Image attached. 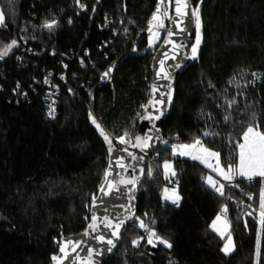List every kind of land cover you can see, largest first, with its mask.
<instances>
[{
    "label": "trees",
    "instance_id": "trees-1",
    "mask_svg": "<svg viewBox=\"0 0 264 264\" xmlns=\"http://www.w3.org/2000/svg\"><path fill=\"white\" fill-rule=\"evenodd\" d=\"M81 1L84 9L72 0H0V10L5 12L0 49L13 39L19 45L10 53L13 57L0 61V264H52L60 235L79 232L88 223L90 203L103 183L108 157L88 123L84 87L91 75L131 47L158 2ZM199 1L191 0L193 8ZM104 14L114 22L120 20L127 31L99 50L100 42L111 36V29L101 23ZM200 15L198 59L172 85L163 140L136 185L133 217L104 264H256L258 224L244 213L258 210L264 181L255 178L246 185L236 179L239 187L226 184L225 191L232 197L226 200L203 184L204 176L217 178L211 170L173 157L170 143L190 144L199 138L204 147L220 152L224 166L229 161L235 166V144L241 142L253 114L264 132V0H203ZM52 20L58 25L49 31L43 25ZM168 21L154 46L149 47L148 37L142 38L137 53L116 69L115 106L110 109L109 86L95 94V115L104 113L102 125L113 138L128 132L133 140L141 106L147 102L151 58ZM28 48L29 53L23 52ZM85 52L94 67L79 65L76 56ZM15 54H20L25 67L17 65ZM64 64L67 80L82 83L77 89L81 99L69 96L59 84L57 115L49 121L43 99L46 87L42 82L33 85V77L40 79L43 70L57 76ZM225 115H230L228 122ZM165 158L173 160L177 171L179 207L159 199L163 181L159 163ZM225 203L236 245L228 256L220 251L223 240L210 228ZM140 220L170 239L173 247H152L147 237L134 247L132 241L143 235ZM260 264H264V236Z\"/></svg>",
    "mask_w": 264,
    "mask_h": 264
},
{
    "label": "snow or ice",
    "instance_id": "snow-or-ice-1",
    "mask_svg": "<svg viewBox=\"0 0 264 264\" xmlns=\"http://www.w3.org/2000/svg\"><path fill=\"white\" fill-rule=\"evenodd\" d=\"M200 2L202 3L203 0H200ZM76 3L79 4L81 9L85 8L84 4H80V0H76ZM172 4H173V0H158L156 5V10L148 22L149 23L148 32L152 33V35L155 36L157 40H159L158 29L165 28V24H164L165 19L172 20L174 23L177 24L178 27L181 24H185L184 18H187L189 23L194 22L196 39H195V44L191 45L190 55L187 57V59L195 60L198 58L199 47L202 42V21H201L199 5L193 8L191 4V0H174L175 16L181 18L179 21H177L173 16L169 15L168 9ZM4 21H5V12L3 10H0V26L4 25ZM71 22L72 21L69 20V23ZM57 25L58 22L56 20H52V21H46L43 27L47 28L49 31H52ZM154 28L157 29V31L154 32L153 31ZM125 31L127 30L125 29ZM179 31L186 32L188 31V29L187 27H180ZM173 35H175V33L171 29H168L167 36L172 37ZM154 43L155 41H153V39L150 37L149 47L154 46ZM165 43L172 44L173 49H177L181 47L180 45L175 44L171 39L165 40ZM16 47H19V45L17 40L15 39H13L10 43L6 44L2 49H0V60L8 56L12 52V50ZM168 58L175 60L176 56L173 55L171 57H168V54L165 53V59L159 61L160 67L157 72V76L163 80H170L172 78L171 72L167 70L165 67V61ZM174 67L178 69L181 67V65L177 63L174 65ZM110 72H111V68L109 69L108 72L104 73V76L108 77ZM167 87L169 89V92L167 93V102L170 103L172 99L171 84L169 83ZM158 91L159 89L157 88V86L153 85L152 98L149 100L147 105L141 106L142 108H144L145 112L147 113V115L142 118L148 119L149 121H155V120H159L161 116L164 115V112L161 111L159 108L155 109V111L158 113L156 115L147 112L148 108L150 107L155 108V105L157 104L159 105L165 104L164 99L155 98L154 94ZM164 95H165L164 93H161V96ZM232 103H234V101L229 102L228 106L231 107ZM54 111H55L54 109H51L48 115L54 118ZM89 118L91 120V123L97 128V130L100 132V135L107 143L108 151L110 153L109 166L108 169L105 170L103 183L100 186V191L105 196H108L113 192L119 193L121 191V186H124L127 190L129 200H134L135 199L134 193L136 190V185L139 182L140 176H136V175L125 176L119 173H117L116 176H113L114 169H113L112 153L114 152V145L112 142V138L102 128L101 124L97 122V120L95 119V117L92 115L91 112L89 113ZM229 119H230V115H225L224 117L225 122H228ZM153 129H155L154 123H153ZM155 130L157 132L159 131L158 129ZM204 135L209 136L213 134L204 133ZM117 139L120 144H128L131 147L139 148L141 152H144L146 149L153 146L152 144L153 136L151 135L135 136V142L133 143L130 134L128 132H125L122 136L117 137ZM235 148L238 149V152H236L238 163L235 164V166H233L232 161H229L227 163V166H224L221 163L220 152L212 151L209 148L204 147L203 141L199 138L194 139V141L190 144H180L179 146L173 145L172 155L189 157L192 160L199 161L200 163L204 164L205 167L211 169V171L215 173L216 177H218L219 179L214 178L211 175L204 176L202 178L203 184L207 188L211 189L214 193L218 194L220 197L225 198L226 200H230L232 197L226 193L225 191L226 184L223 183L222 181L227 182V187H239L238 183H234L237 177L246 179L249 182L255 180L256 177H260L261 180L264 181V132L259 130V124L256 123L255 114L252 115L250 121L248 122V126L246 127V129L243 130L242 142L236 143ZM123 151L127 152V148L123 149ZM128 156L131 157L133 161L136 160L142 161L144 159L143 156L137 157L132 152H128ZM123 159H124L123 157L117 158L115 160V165L126 173L129 167H133V166L131 164H125L123 162ZM163 168H164L165 179L175 183L178 186L179 181L172 180V178H175L177 176V171L173 167L172 163L170 161H165L163 164ZM143 174H144V169L140 168V175ZM147 175L149 177L153 175V171L151 168L148 169ZM162 198L165 201H170L176 207L180 206V200L182 199V197L179 194L178 188L170 189L168 187L164 188ZM248 198L252 199L251 196H249ZM95 206H96V198L93 197V207ZM121 207L124 206L121 205ZM246 207L250 209L251 205H248ZM125 210L130 213L132 212L131 207H128ZM227 213H228V206L225 203L222 205L220 213L217 214L211 225L212 230L216 232L222 240L225 241L223 247L220 249V251L225 256L231 255L236 248V245L232 239L231 221L228 220ZM244 215L253 217V219H255L258 224L255 257H256V264H260L261 239L262 236H264V189L261 190L258 210L254 209L251 211H246ZM130 218L131 216H127V217L121 216V217H117L114 222V220L109 219L107 215L103 216L102 218H99L96 216L95 213H93L91 217V223H89L88 228L91 229L93 232H96L97 229L99 228V223L97 222L99 220L101 223L104 224V227L111 229V236L115 237L116 240H119L120 229L126 223V220ZM217 222L223 223L224 225L223 229L217 227ZM154 223L155 222L153 221V224ZM139 227L147 231L148 233L147 244L151 245L152 247H157L158 245H162L167 249H171L173 247L172 243L170 242V239L159 235L154 228H149V226L146 225L143 220L139 221ZM244 227L246 229L248 227L247 220L244 221ZM84 235L87 236L89 235V233L86 231ZM95 239L98 242L106 243L107 245H109L110 247L106 249L107 251H111V249L116 246L113 239H105L104 235H97ZM142 239H144V237L133 240L132 241L133 246L139 247L140 241ZM82 243H83L82 241H77V242L65 241L62 243H58L59 252L62 253L63 255L53 256L52 260L56 261V264H63V260L69 259L70 256V252L68 251L69 247L71 249V253H75L77 249L81 247ZM87 251H88L87 257L82 258L79 255L72 257V264H77V261H79V264H93L92 258H93L94 250L92 248H88ZM95 254L99 255V252H95Z\"/></svg>",
    "mask_w": 264,
    "mask_h": 264
},
{
    "label": "water",
    "instance_id": "water-1",
    "mask_svg": "<svg viewBox=\"0 0 264 264\" xmlns=\"http://www.w3.org/2000/svg\"><path fill=\"white\" fill-rule=\"evenodd\" d=\"M198 5L200 8L202 3L199 1ZM155 10H156V6H155L153 13L155 12ZM168 11H169V15L173 16L177 21H179L181 19L180 17L175 16L174 0H173V4L169 7ZM151 17L149 18V20L151 19ZM184 19H185V24H181V25H179V27L172 20L168 21V25L165 29V32H164L160 42L158 43L157 47L155 48L153 55H152V58H151L150 82H149V90H148V97H147L146 105L148 104L149 100L153 96V93H152V86L153 85H156L157 88L159 89V91L154 94L155 98L156 99H164L165 104L164 105L157 104V105H155V108L150 107V108H148L147 112L152 113L153 115H156L158 113L155 111V109L159 108L161 111L164 112V115H162L159 120L149 121L148 119L142 118V117L147 115V113L143 109V112L137 121L136 131H135V134L133 137V143L135 142V136L151 135V136H153V141H152L153 146L152 147L146 149L144 152H141L139 148H134V147L130 146V148H127V152L123 151V149H125V148L119 147L115 143L114 138L103 127L102 119H103L104 113H102L99 117H97L95 115V103H94L95 94L101 88H103L105 86H109L110 89L112 90V93H113V104L110 107V109L115 106V95H114L113 86H112L115 71L127 57H129L132 54L137 53V46H138V44L142 38L151 36V33L148 32L149 23L147 25H145L142 29H140L136 33V35L134 36V39L131 43V47L127 51L121 53L119 56H117L115 59H113L111 62H109L103 70L91 75L90 78L88 79L85 87H84V93H85V95L87 97V101H88V115H87L88 123H89L90 127L95 131L97 137L103 143V145L106 149L107 157H108L106 169H108V166H109V155H110V153L108 151V145L104 141L103 137L100 135V132L97 130V128L91 123V120L89 118L90 112L95 117L97 122H99L101 124L102 128L112 138V142L114 145V152L112 153L113 169H114L113 176H116L117 173L125 175V176H133V175L141 176L140 175V168H143V169L145 168L146 160L154 154V152L156 151V149L158 148V146L161 144V142L163 140V123H164L166 115L171 110V103L173 101L172 85L177 80V78L180 76V74L183 72V70L188 65L193 64L198 59V58L195 60L187 59V57L190 55L191 45L195 44L196 37H195V24H194V22L189 23L187 18H184ZM180 27H187L188 31L180 32L179 31ZM168 29H171L175 33V35H173L172 37H168L167 36V30ZM167 39H171L175 44H178L181 47H179L177 49H173L172 44L165 43V40H167ZM200 50H201V44L199 47L198 56H199ZM165 53L168 54V57H171L173 55L176 56L175 60L168 58L165 61L166 69L169 70L172 74V78L170 80H163L157 76V72H158L159 67H160L159 61L165 59ZM177 63H179L181 65V67L178 69L174 67V65ZM110 68H111V72H110L109 76L105 77L104 73L108 72ZM169 83L171 84V93H172V99H171L170 103L167 102V93L169 92L167 85ZM161 93H164L165 95L161 96ZM153 123L155 124V129L159 130L158 132L155 129H153ZM128 152L134 153L137 157L143 156L144 159L142 161H140V160L133 161L131 159V157L128 156ZM120 157L124 158L123 162L125 164H131L133 166V167H129V169L126 173L123 172L120 168H118L115 165V160L117 158H120ZM128 187H131V186H128ZM134 195H135V199L129 200L127 190L124 186H121V191L119 193L113 192L108 196H105L100 191V188H99L98 192L94 196L96 198V206L95 207H93V198L91 200L90 208H89V221L86 224V226L82 230H80L79 232L72 233V234H69L66 236L60 235V237H59L58 243H62L65 241H73V242L82 241L83 242L81 247L78 248L75 253H71V249L69 247V249H68V251L70 252L69 259L63 260V264H72V257H75L76 255H79L82 258L87 257L88 248H92L94 250V254H93V258H92L93 264H104L106 261H108L111 258L112 254L114 253V251L116 250V248L118 247L119 242H120L121 237H122V234H123L128 222L133 217V214H134L133 209L136 205V190H135ZM121 205H123L124 207H121ZM128 207L132 208L131 213L127 212L125 210ZM93 213H95L96 216L99 218H102L103 216L107 215L109 217V219H113L114 222H115V219L117 217H121V216H125V217L131 216V218L127 219L126 223L121 227L120 239L116 240L115 237L111 236V229L104 227V224L101 223L99 220L97 221L99 223V228L97 229L96 232H93L91 229L88 228L89 223H91V217H92ZM86 231L89 233V235H87V236L84 235V233ZM97 235H104L105 239H113L116 246L114 248H112L111 251H107L106 249L110 246L107 245L106 243L98 242L95 239V237ZM95 252H99V255H96ZM62 255L63 254L59 252V247L57 244V252L55 254L51 255V257H50L52 264H56V261L52 260L53 256H62ZM77 264H79V261H77Z\"/></svg>",
    "mask_w": 264,
    "mask_h": 264
},
{
    "label": "built area",
    "instance_id": "built-area-1",
    "mask_svg": "<svg viewBox=\"0 0 264 264\" xmlns=\"http://www.w3.org/2000/svg\"><path fill=\"white\" fill-rule=\"evenodd\" d=\"M72 3L77 5L79 8H81L79 6V4L76 3V0H72ZM80 4H83V2L80 0ZM103 27L105 28H110L111 29V36H109L107 39H103L100 42L99 45V50H103V49H107L114 41V37L119 34V33H124L125 29L123 28L121 21L120 20H116L115 22L107 15H103L102 20H101ZM23 52L29 53L30 49H25L23 50ZM76 59L79 63V65H84L86 63H88V65L90 67H94V63L91 59H89L88 57V53L85 52L83 55H78L76 56ZM8 60V59H7ZM6 60V61H7ZM14 61L17 63V65L19 66H23L25 67L26 64L23 63V61L21 60L20 55L16 56V58H14ZM66 69H67V64H64V71L60 74H58L57 76L53 75V72L51 70H43L41 73V78L36 79V77H33V85L36 83H40L42 82V84L45 85V91H44V103H45V118L49 121H53L57 115V110H56V102H57V94L59 91V84L65 86L66 92L68 93L69 96L71 97H76L78 99H81V96L79 94V91L77 90L79 87H82V83L80 82H75L73 84H71L68 80H67V76H66ZM73 77H76V74L73 73L72 74ZM18 87H16L17 90ZM25 94V93H23ZM85 106L88 109V102H85ZM51 109H54V118L50 117L48 115L49 111ZM174 139H176V135H173ZM152 157V156H151ZM149 157L146 162L153 164V158ZM155 158V157H154ZM212 172V171H211ZM213 173V172H212ZM214 174V173H213ZM173 181L177 180V178H172ZM244 183L246 185L252 183L249 182L246 179H243ZM225 184H227V182H224ZM177 185L173 182H170L169 180H163L160 184V187L158 189V195H159V199L162 200V194H163V190L165 187H176ZM249 196H247L248 198ZM249 199V198H248ZM163 201V200H162ZM161 206L164 207L165 204L164 202L161 203ZM228 216V213H227ZM150 228V225H148ZM147 231L144 229L143 230V235L142 237H147ZM143 240V239H142ZM142 240L140 241V243L142 242Z\"/></svg>",
    "mask_w": 264,
    "mask_h": 264
},
{
    "label": "rangeland",
    "instance_id": "rangeland-1",
    "mask_svg": "<svg viewBox=\"0 0 264 264\" xmlns=\"http://www.w3.org/2000/svg\"><path fill=\"white\" fill-rule=\"evenodd\" d=\"M165 21V20H164ZM153 31L155 32V31H157V29H153ZM158 32H159V36H160V34H161V32H162V29H158ZM152 39H153V41H155V43L154 44H156L157 43V39H156V37L155 36H153L152 35V33H151V36H150ZM150 37H148V40L150 39ZM5 46V45H4ZM3 46V47H4ZM2 47V48H3ZM1 48V49H2ZM13 51V50H12ZM12 53V52H11ZM20 54H18V55H16L15 54V58H16V56H19ZM11 57H13V56H11L10 54L8 55V56H6L4 59H2V60H0V61H6L7 59H10ZM36 79H39V78H37L36 77ZM40 80V79H39ZM114 140H115V143L119 146V147H124V148H130V145H128V144H120L119 142H118V139L117 138H114ZM132 142H133V140H132ZM165 161H170L171 163H172V165H173V160L171 159V158H165V159H163L160 163H159V167H160V169H161V175H162V177H163V180H165L166 181V179H165V177H164V168H163V164H164V162ZM206 169H208V170H210L209 168H207L206 167ZM148 171V170H147ZM217 179H218V177H217ZM170 189L171 188H176V187H169ZM162 200L163 201H165L163 198H162ZM167 202H170V201H167ZM215 219V218H214ZM213 219V220H214ZM213 220L211 221V223H210V228H211V230H212V227H211V225H212V222H213ZM217 227L218 228H220V229H223V227H224V225H223V223L222 222H217ZM213 231V230H212ZM214 232V231H213ZM214 233H216V232H214ZM217 234V233H216ZM148 235V234H147ZM218 235V234H217ZM219 236V235H218ZM220 237V236H219ZM225 239H226V237H225ZM224 240H223V244H222V247H223V245H224ZM221 247V248H222Z\"/></svg>",
    "mask_w": 264,
    "mask_h": 264
},
{
    "label": "crops",
    "instance_id": "crops-1",
    "mask_svg": "<svg viewBox=\"0 0 264 264\" xmlns=\"http://www.w3.org/2000/svg\"><path fill=\"white\" fill-rule=\"evenodd\" d=\"M241 142H242V140H241ZM180 144H183V143H176V142L170 143L171 150H172V146H173V145L179 146ZM173 157H179V158H183V159H189V160H192L191 158L186 157V156H179V155H177V156H173ZM192 161H195V160H192ZM196 162L200 163L199 161H196ZM237 163H238V158H237ZM200 164L204 166V164H202V163H200ZM210 170H211V169H210ZM214 175H215V173H214ZM215 176H216V175H215ZM256 178L261 179L260 177H256ZM218 179H219V178H218ZM237 179H243V178L237 177ZM222 182L224 183V182H226V181H222Z\"/></svg>",
    "mask_w": 264,
    "mask_h": 264
}]
</instances>
